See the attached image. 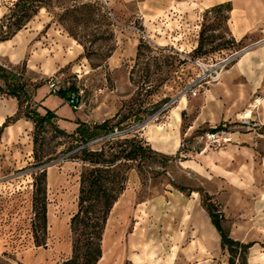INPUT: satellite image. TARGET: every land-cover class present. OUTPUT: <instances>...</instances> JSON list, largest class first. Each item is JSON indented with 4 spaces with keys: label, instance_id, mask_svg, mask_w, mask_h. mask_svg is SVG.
Here are the masks:
<instances>
[{
    "label": "rangeland",
    "instance_id": "obj_1",
    "mask_svg": "<svg viewBox=\"0 0 264 264\" xmlns=\"http://www.w3.org/2000/svg\"><path fill=\"white\" fill-rule=\"evenodd\" d=\"M16 1L0 0V18ZM225 2L230 1L44 0L20 31L0 42V63L20 67L25 60V78L39 84L33 107L54 114L37 132L35 150L43 164L34 157L31 120L20 118L0 134V264H57L71 255L69 222L80 173L88 166L71 133L78 122L93 126L114 116L109 125L124 130L120 138L134 136L174 158L143 160L141 172L136 162L127 163L125 189L108 215L97 264H229L203 197L221 212L230 237L255 241L248 264H264V36H232L230 11L208 12ZM202 27L208 41L196 53ZM140 40L149 48L135 65ZM234 52L238 59L227 70L244 56L252 58L195 95L178 96L196 73L188 58L215 62ZM50 78L63 89H78L73 106L51 92ZM16 109L14 97L0 95V126ZM219 125L223 130L209 138ZM108 134L92 149L117 141L108 142ZM41 169L47 229L36 246L32 183Z\"/></svg>",
    "mask_w": 264,
    "mask_h": 264
},
{
    "label": "trees",
    "instance_id": "obj_2",
    "mask_svg": "<svg viewBox=\"0 0 264 264\" xmlns=\"http://www.w3.org/2000/svg\"><path fill=\"white\" fill-rule=\"evenodd\" d=\"M44 0H17L8 12L0 18V42L11 39L20 31L26 23L36 15ZM230 2L219 3L214 5L208 12L219 13L230 11ZM208 41L205 37V28L202 27L199 32L198 44L194 49L196 53L201 51ZM149 48V45L140 40L136 47L135 65L142 55V50ZM131 69V80L133 79L134 68ZM27 66L24 60L20 67H10L0 63V95L14 97L17 100V109L13 115L7 116L0 126L2 130L19 120L25 118L31 120L34 124V157L37 164H43L41 158L36 154L35 146L37 142V132L43 130L45 123H51L54 119L52 111L47 110L44 114L38 112L33 107L31 101L35 89L39 84H32L25 78ZM148 68L146 67V70ZM147 73V72H146ZM165 78L158 79L151 86H148L147 93L154 92ZM78 89L74 85L61 89L56 94L63 99L69 98L71 92ZM142 111H145L143 109ZM116 116L106 119L102 122L89 126L84 122H78L77 127L71 133L79 141V159L88 163L79 177V191L77 198V209L70 218L69 226L71 231V255L58 262L57 264H97L102 256V237L108 215L114 203L123 193L127 181V171L131 168L128 162H136V168L141 172V161L152 159H172V155H167L152 149L149 145L144 144L141 140L133 137L112 136L108 139H116L111 146L106 143L101 144L99 148L92 149V145H86L90 140L104 136L113 131L114 127L109 122ZM141 117L136 115V119ZM58 132L64 133L62 129L56 127ZM223 130L222 126L211 128V132ZM107 146V147H106ZM32 192V231L33 239L36 246L44 243L47 229L46 218V171L41 169L34 173ZM178 189L184 190L185 187L178 186ZM204 208L210 218V221L220 237V246L226 248L229 252V264H248V253L250 247L255 241L243 242L230 237L222 225V214L213 203L202 199Z\"/></svg>",
    "mask_w": 264,
    "mask_h": 264
},
{
    "label": "built area",
    "instance_id": "obj_3",
    "mask_svg": "<svg viewBox=\"0 0 264 264\" xmlns=\"http://www.w3.org/2000/svg\"><path fill=\"white\" fill-rule=\"evenodd\" d=\"M239 53L238 52H234L231 53L230 55L219 59L215 62L210 61V62H205L203 59H190L188 58V62L192 65L193 69H195L196 73L190 77V79L188 81H185L179 89L178 92V96H184L186 94L192 93L193 95H195L198 91V88L202 85H208L211 83H214L216 81L219 80V78L221 77L222 73L224 71L227 70V68L233 64L237 59H238ZM49 88L51 89V92L53 93H57L58 91H60L62 88V86L60 85L59 81H57L54 78H50L49 79V83H48ZM72 93H70L69 98H68V102L73 106L75 100L72 96ZM176 101V98L171 99L170 101L166 102L162 109H165L166 107H168L169 105H172L174 102ZM124 134V130H117V129H113L112 132H110L108 135L110 137L112 136H118ZM107 136V135H106ZM209 138H215L216 133L212 132L210 134H208ZM104 136H100L97 138H94L92 140H90L89 142H87L86 145H92L100 140H102Z\"/></svg>",
    "mask_w": 264,
    "mask_h": 264
},
{
    "label": "crops",
    "instance_id": "obj_4",
    "mask_svg": "<svg viewBox=\"0 0 264 264\" xmlns=\"http://www.w3.org/2000/svg\"><path fill=\"white\" fill-rule=\"evenodd\" d=\"M231 2L228 25L232 36L236 39H242L245 36L259 32L264 36V0H227ZM251 55L244 56L239 64L233 65L225 73L234 74L239 70L240 65L250 61ZM184 99H182V105ZM103 257V255H102ZM101 257V259H102ZM100 259V260H101Z\"/></svg>",
    "mask_w": 264,
    "mask_h": 264
}]
</instances>
